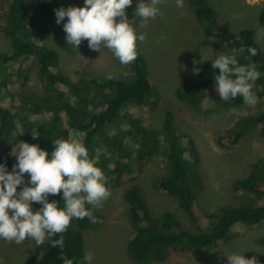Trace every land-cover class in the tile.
<instances>
[{
    "label": "trees",
    "instance_id": "1",
    "mask_svg": "<svg viewBox=\"0 0 264 264\" xmlns=\"http://www.w3.org/2000/svg\"><path fill=\"white\" fill-rule=\"evenodd\" d=\"M5 18L0 15V36L8 41V49L0 52V162L11 170L15 163L10 153L18 141L37 144L51 152L52 141L67 139L78 132L89 156L99 152L96 165L111 182H134L139 169L133 167L130 174L125 169L130 161H146L162 154L168 173L152 183L153 188L173 197L185 226L176 213L165 211L154 218L145 202L139 184H131L123 192L125 212L132 233L127 244L128 258L137 264L164 262L173 253H205L225 244L237 230L264 223V167L250 164L238 177L233 192L238 197L236 205L221 206L214 212L201 210L196 199L199 181L195 168L196 149L190 135L179 133L172 127V115H163L160 131L141 125L151 109L154 87L145 72V63L137 45L138 55L129 63L134 78L129 81L112 77L107 79L78 78L71 80L59 68L57 53L33 40L34 31L44 33L53 21V6L49 0H5ZM137 0L126 9L128 22L138 17L134 13ZM205 39L220 51H232L245 47L237 55L239 63L254 62L261 73L255 81L253 92L258 101H264V59L252 30L231 32L207 0H188ZM258 25L264 29V4L260 8ZM256 50L249 57L247 47ZM35 68L42 93L35 102L19 105L9 90V85L24 86L29 71ZM218 69L211 62L204 65L194 78L175 90V95L193 108H198L206 96H212L223 109L245 104L240 96L221 100L215 90L214 76ZM255 130L264 139V108L255 115L239 119L227 129L215 134L220 148L237 145L244 134ZM35 137V138H33ZM192 156L194 158H192ZM47 159V157H46ZM194 169V170H193ZM60 206V194H49ZM91 207V206H86ZM91 217L73 219L62 233L64 248L51 247L49 240L37 246L33 244L34 264H62L61 256L72 258L74 264L84 254L83 233L93 222ZM59 235V234H58ZM57 238L54 236L53 239ZM264 248V237L256 240ZM258 264H264V251L253 255Z\"/></svg>",
    "mask_w": 264,
    "mask_h": 264
},
{
    "label": "rangeland",
    "instance_id": "2",
    "mask_svg": "<svg viewBox=\"0 0 264 264\" xmlns=\"http://www.w3.org/2000/svg\"><path fill=\"white\" fill-rule=\"evenodd\" d=\"M49 1L53 10L83 5V0ZM207 2L231 32L252 30L264 59V29L259 27L257 21L264 0L253 5L242 0ZM5 7V0H0V15L3 20ZM159 7L162 15L149 19L146 26L139 27V18L132 23L145 36L137 45L145 63V72L154 87L151 97L153 102L149 107L151 111L141 125L146 129L160 131L163 115L168 111L172 115V127L179 133L191 136L197 153V162L192 168H195L199 181L195 202L201 210L211 213L221 206L236 205L239 202L233 192V185L250 164L261 163L264 167V139L255 130L246 132L237 145L226 148L216 145L215 134L245 116L260 112L264 108V101L257 100L254 105L243 104L223 109L212 96H206L198 108L180 100L175 95V90L180 85L194 78L218 53H234L229 50L220 51L205 39L188 0H184L183 7L180 8L176 7L175 0H164ZM63 23L61 21V24H56L53 12V21L47 24L46 31H34L33 40L57 53L59 68L64 75L71 80L116 77L129 81L134 78L130 65L120 64L110 50H91L86 40H82L76 49L67 44ZM8 46L7 39L0 36V52L6 51ZM28 75L24 86L9 85V90L16 96L19 105H25L28 100L29 103L35 102L37 95L42 93L36 69L32 68ZM129 164L131 166L125 169L127 174H130L133 167L139 169V174L132 183L139 184L150 214L159 218L163 212L171 211L176 213L181 223L188 226L177 208L176 200L157 192L152 186L153 182L168 173L163 155L156 154L146 161H130ZM132 183L111 182L108 187L110 196L102 202L101 207L93 208L92 225L83 233L84 253H93L92 264H137L127 255V244L133 230L127 221L123 201V192ZM32 207L35 210L40 205L33 203ZM263 237L264 223H261L237 230L235 236L225 244L205 253L177 251L164 262L148 264H226L225 256L230 253H243L246 259L261 255L264 248L256 240ZM33 244L34 241L27 237L20 244L0 240V264H34Z\"/></svg>",
    "mask_w": 264,
    "mask_h": 264
},
{
    "label": "clouds",
    "instance_id": "3",
    "mask_svg": "<svg viewBox=\"0 0 264 264\" xmlns=\"http://www.w3.org/2000/svg\"><path fill=\"white\" fill-rule=\"evenodd\" d=\"M132 3L133 0H83L80 7L55 9V22L59 25L64 21L66 43L75 49L86 40L89 49L106 48L120 64H129L138 55L137 43L145 39L128 22L126 9ZM163 3L164 0H137L133 14L139 18V27L162 15L159 6ZM183 3L184 0H175L178 8ZM244 51L245 47H241L233 53ZM247 53L249 57L255 56L256 50L248 46ZM211 67L219 70L214 85L221 100L240 96L246 105L257 102L252 89L261 73L254 62L242 64L235 54L218 53L211 60ZM52 144L49 153L37 144L18 141L10 153L15 158L11 170L0 162V240L20 244L27 237L39 246L47 238L51 247L62 250V233L70 221L91 217L93 208L101 207L110 196L106 177L96 165L99 152L90 157L78 132L67 139L57 138ZM57 193L62 206L56 199L48 198L49 194ZM33 203L40 207L33 210ZM54 236L57 238L53 239ZM225 257L226 264H258L255 257L246 259L243 253ZM60 259L62 264H74L72 258L61 256ZM92 261L93 253L87 251L76 264H92Z\"/></svg>",
    "mask_w": 264,
    "mask_h": 264
},
{
    "label": "built area",
    "instance_id": "4",
    "mask_svg": "<svg viewBox=\"0 0 264 264\" xmlns=\"http://www.w3.org/2000/svg\"><path fill=\"white\" fill-rule=\"evenodd\" d=\"M242 1L245 2L246 4L253 5L261 2L262 0H242Z\"/></svg>",
    "mask_w": 264,
    "mask_h": 264
}]
</instances>
